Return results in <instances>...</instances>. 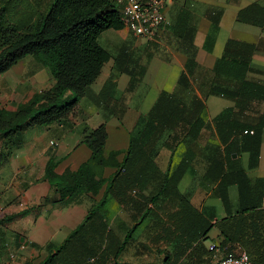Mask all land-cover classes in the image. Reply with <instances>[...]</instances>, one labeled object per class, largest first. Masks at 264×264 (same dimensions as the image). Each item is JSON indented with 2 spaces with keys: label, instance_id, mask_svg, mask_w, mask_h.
<instances>
[{
  "label": "crops",
  "instance_id": "crops-1",
  "mask_svg": "<svg viewBox=\"0 0 264 264\" xmlns=\"http://www.w3.org/2000/svg\"><path fill=\"white\" fill-rule=\"evenodd\" d=\"M223 3L237 6L235 22L237 12L249 4L258 3L264 7V0H166L167 24L161 30L159 42L158 39L146 41L136 38L125 28L108 30L101 35L99 39L108 49L102 47L98 40L109 53L110 60L77 108L86 106L83 112L89 113V119L93 118L97 127L105 124L107 149L126 150L131 129L143 127L141 119L162 92L181 94L187 103L195 96L194 105H203L202 120L196 123L199 132L197 135L194 134L196 131L193 133L197 138L192 143L189 142L191 136H184L187 129L179 128L165 133L157 146L155 162L160 174L176 172L181 160L189 159L176 188L160 196L150 207L151 213L140 222L132 221L131 214L136 218L137 210L129 213L113 199H108L101 218L95 219V224H106L115 240H122L136 225L131 240L118 258L120 262L215 264L226 252H244L236 242L224 244L222 234L228 238H233L234 234H246L249 251L255 253L260 243H263L260 248L264 249V101L241 105L236 99L221 95L205 96L206 83H199L197 87L194 84L187 92L178 88L190 48L194 49V61L201 68L196 70L202 74L196 75L197 79L203 80L210 77V71L222 56L229 39L255 46L247 79L264 86V27L241 23L257 30L235 29V26L224 29ZM213 16L217 19L215 30L211 21ZM209 35L211 41L207 42ZM110 47L112 51H109ZM153 64L175 66L178 79L172 89L158 87L151 98H147L142 86ZM45 69L32 56H27L2 74L0 108L14 111L35 93L50 89L54 80ZM160 69L161 66L157 67L158 71ZM109 78L114 84L110 97L107 98L108 92H104L101 98L97 97ZM133 80L137 82L133 83ZM86 122L78 118L72 130L52 125L65 130L59 141L49 138L47 128H25L21 146L12 150L0 166V258L1 253L12 251L21 237L27 245L45 247L61 244L100 199L102 192L97 197L81 195L72 203L63 205L44 179L51 156L58 162L55 168L58 175L66 168L75 171L89 160L91 152L83 144V139L93 129L84 132ZM112 128L117 134H120V129L124 132L123 147L111 142ZM76 132L80 134L73 136ZM3 143L0 140V154L7 153ZM112 172L105 169L103 177ZM170 186L169 183L165 185L161 178L152 182L143 194L150 196L164 187L170 189ZM223 194L228 198L226 205L221 199ZM182 198L194 210H188L182 219V231L190 229L192 220H203L212 225L208 233L189 246L186 239L189 235L197 237L198 234L189 231L182 234L173 221ZM55 234H65L59 244L52 241Z\"/></svg>",
  "mask_w": 264,
  "mask_h": 264
},
{
  "label": "trees",
  "instance_id": "trees-1",
  "mask_svg": "<svg viewBox=\"0 0 264 264\" xmlns=\"http://www.w3.org/2000/svg\"><path fill=\"white\" fill-rule=\"evenodd\" d=\"M211 21L215 30L216 17L213 16ZM236 21L263 28L264 7L251 3L237 12ZM122 29L119 9L112 0H0V76L23 58L32 56L48 69L54 80L50 89L35 93L14 111L0 108V140H3L7 150L6 154H0V166L12 150L21 146L25 128L61 125L64 129H73L71 118L78 103L86 97L103 66L110 60L109 53L99 45L98 40L108 30ZM211 35L207 37V42L211 41ZM255 49L251 44L227 40L222 56L210 71V77L201 82V85L206 83L207 86L205 96L221 95L236 99L241 105L264 101V86L247 79ZM194 53V49L190 48L185 73L180 75L178 82L181 91L191 89L197 80L196 70L201 69L194 61ZM136 82L133 80V83ZM113 88L112 78H109L97 97L101 98L104 92H108L109 98ZM195 101V96H192L189 104L181 94L160 93L147 115L141 119L143 127L135 128L136 132L129 134L125 151L107 149V128L105 124L99 125L86 133L83 144L90 150L91 156L75 171L66 168L58 175L55 172L58 162L53 156L49 158L44 179L58 194V201L63 205L72 203L81 195L97 197L102 193L83 221L41 264H57L55 257L59 254L66 256L71 264H132L120 262L118 258L131 240L136 225L129 229L122 240H115L106 224H95V219L101 218L108 199H113L129 213L137 210L136 218L131 214L132 221L140 222L151 213L150 207L160 196L176 188L189 159H182L176 172L160 174L155 162L157 146L165 133L179 128L187 129L184 136H191L190 143L197 138L195 135L199 127L196 123L202 120L203 105L195 106ZM105 169L113 172L103 177ZM161 178L165 185L171 184L170 189L164 187L150 196L143 194L152 182ZM221 199L224 205L228 203L225 194ZM180 203L173 221L181 232L182 219L188 210H194L184 198ZM211 228L210 222L192 220L190 229L181 233L189 231L198 234L197 237L195 234L189 235L186 239L189 246ZM222 235L224 244L236 242L244 249L250 264H264V249L260 248L263 243L252 253L247 249L246 234H234L233 238Z\"/></svg>",
  "mask_w": 264,
  "mask_h": 264
},
{
  "label": "rangeland",
  "instance_id": "rangeland-1",
  "mask_svg": "<svg viewBox=\"0 0 264 264\" xmlns=\"http://www.w3.org/2000/svg\"><path fill=\"white\" fill-rule=\"evenodd\" d=\"M221 5L223 6L224 11H225V15H224V19H223L224 29L228 30L232 26H235V29L245 28V29L257 30V28H255V27L247 26V25L237 23L234 21V13L236 12V9H237L236 5H226L225 3H223ZM209 14H210V12H208V15ZM110 32H112V31H110ZM223 34L224 33H222V37H223ZM158 42H159V39H158ZM99 43L102 47H104L105 49H108L103 45V42L101 39H99ZM156 46H159V45L156 44ZM109 49H110L109 51H112V47H110ZM159 66H161L160 71L157 70V67H159ZM159 66L157 64H153L150 66L149 75L147 76L146 81L144 82V85L142 86V88H144L146 93H147V98H151V96L155 93V91L158 87L163 86L166 90L172 89V87L176 84V81L178 79L177 78L178 74H177V70H176L175 66H173L172 68L168 67V66H163L160 64H159ZM45 70H46L47 74L49 76H51L49 71L47 69H45ZM156 71H157V73H155ZM197 75L202 76L201 71L200 72L197 71ZM162 79H164V80L162 81ZM201 82H202L201 79L200 80L197 79L196 82L194 83L195 87L199 86L198 84ZM186 101L188 102V100H186ZM85 107L86 106H83V107L80 106V108H76L71 119H72L73 126H75L78 118L82 119L83 122H86V120H88V122H86L87 125H84V127H85L84 132H87L89 129H95L98 124H96L94 122L93 118L91 120L89 119V116H88L89 113L87 114L86 111L83 112V109H85ZM118 129H120V128H118ZM129 129H131V128H129ZM69 130H71V129H69ZM76 131H77V129H76ZM80 131H82V127H81ZM110 131L112 134L111 142L119 145L118 146L119 148L123 147V144L125 143L124 132L120 129V131H121L120 134L119 133L117 134L113 131V128ZM64 132H65L64 129H59L58 127H49L46 129V133L48 134L49 138H51L52 140H55V141H59L63 137ZM135 132H136L135 128H133V129H131L130 133L132 134ZM79 134L80 133L76 132V134L73 136H76ZM64 235L65 234H55L52 241L59 244L64 239ZM33 238H35V237L31 236V239H33ZM38 240H40V239H38ZM25 241H26V239H25ZM57 246L58 245H51L50 247L45 248V247H34L33 245H27L24 247L23 242L19 243L17 241V244L12 249V251L1 253V256L4 259L8 258V256H12L13 257L12 258V264H41L45 260V258L52 255L56 251ZM55 262L57 264H71L70 261H68L66 259V256H64L63 254L57 255L55 257Z\"/></svg>",
  "mask_w": 264,
  "mask_h": 264
},
{
  "label": "built area",
  "instance_id": "built-area-1",
  "mask_svg": "<svg viewBox=\"0 0 264 264\" xmlns=\"http://www.w3.org/2000/svg\"><path fill=\"white\" fill-rule=\"evenodd\" d=\"M119 9L123 28L132 36L155 41L167 24L166 0H112ZM252 133V132H250ZM12 256L0 258V264H12ZM215 264H250L245 252H228Z\"/></svg>",
  "mask_w": 264,
  "mask_h": 264
},
{
  "label": "water",
  "instance_id": "water-1",
  "mask_svg": "<svg viewBox=\"0 0 264 264\" xmlns=\"http://www.w3.org/2000/svg\"><path fill=\"white\" fill-rule=\"evenodd\" d=\"M23 241H24V239L21 237V238L19 239V242L22 243ZM27 244H28L27 242H24V245H25V246H27Z\"/></svg>",
  "mask_w": 264,
  "mask_h": 264
}]
</instances>
